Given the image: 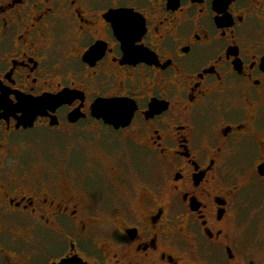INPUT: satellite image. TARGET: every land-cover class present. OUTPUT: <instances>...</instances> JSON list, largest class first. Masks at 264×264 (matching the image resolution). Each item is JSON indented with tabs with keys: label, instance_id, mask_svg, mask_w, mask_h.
I'll list each match as a JSON object with an SVG mask.
<instances>
[{
	"label": "flooded vegetation",
	"instance_id": "flooded-vegetation-1",
	"mask_svg": "<svg viewBox=\"0 0 264 264\" xmlns=\"http://www.w3.org/2000/svg\"><path fill=\"white\" fill-rule=\"evenodd\" d=\"M262 165L264 0H0V264H242Z\"/></svg>",
	"mask_w": 264,
	"mask_h": 264
},
{
	"label": "rangeland",
	"instance_id": "rangeland-1",
	"mask_svg": "<svg viewBox=\"0 0 264 264\" xmlns=\"http://www.w3.org/2000/svg\"><path fill=\"white\" fill-rule=\"evenodd\" d=\"M36 135L38 136V133ZM31 136V134H27L28 139H30ZM39 136L46 137L44 134H40ZM94 151L93 149V152ZM48 152L52 155L55 154L56 150L50 149ZM78 154L79 155H74L72 157L71 162L73 165H79L81 157L84 156L81 150L78 151ZM51 168L49 164L48 167L46 166V169L53 170V167ZM247 173H249V171ZM249 175L250 174L244 179L241 178L242 176L235 178L236 183L244 186L240 194V200L243 202L241 218L244 224L238 226L239 230L237 228V234L239 233L244 243V248L242 249L244 253L240 255V259L242 264H264V181L257 182L256 180H251L252 178H248ZM83 184L85 187L91 189L103 188V183L100 180H90ZM107 185L109 186V183H107ZM101 195H103V193ZM94 241L99 243L97 239ZM93 248L96 250V245H94Z\"/></svg>",
	"mask_w": 264,
	"mask_h": 264
},
{
	"label": "water",
	"instance_id": "water-1",
	"mask_svg": "<svg viewBox=\"0 0 264 264\" xmlns=\"http://www.w3.org/2000/svg\"><path fill=\"white\" fill-rule=\"evenodd\" d=\"M45 100L40 99L37 102H34L35 104H29L28 107H25L23 111V115L20 119V125L23 127L31 126L35 116L37 115L36 110L34 108H42ZM54 102L60 104L61 98H56ZM32 106V107H31ZM93 111L99 112V114L103 117H105L108 120L109 124H116L115 122H118V120L122 117L118 112L121 110L120 103L118 101L113 100H97L93 107ZM104 113L106 115H104ZM117 126V125H116ZM259 174L260 176H264V165H262L259 168ZM56 264H87L83 262L79 257L75 256L72 258H67L61 260L59 263Z\"/></svg>",
	"mask_w": 264,
	"mask_h": 264
}]
</instances>
